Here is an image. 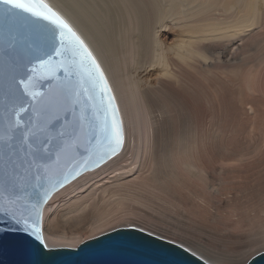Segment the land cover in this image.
I'll return each instance as SVG.
<instances>
[{"label":"water","instance_id":"95a60500","mask_svg":"<svg viewBox=\"0 0 264 264\" xmlns=\"http://www.w3.org/2000/svg\"><path fill=\"white\" fill-rule=\"evenodd\" d=\"M123 141L107 79L69 22L46 0H0V264H210L135 227L47 246V202Z\"/></svg>","mask_w":264,"mask_h":264},{"label":"rangeland","instance_id":"374dc122","mask_svg":"<svg viewBox=\"0 0 264 264\" xmlns=\"http://www.w3.org/2000/svg\"><path fill=\"white\" fill-rule=\"evenodd\" d=\"M50 1V5L53 3L59 6L54 9L59 10L61 15L72 19L70 13L73 9L69 8L74 5L70 0ZM124 1L104 0L101 3H106L103 8L110 10V16H116L119 30L128 22V15H125L128 1ZM188 1L189 29L186 33L189 34L191 45L189 64L186 65L190 85L187 124L189 134L186 132L189 142L184 143V149L175 150L173 146L174 154L176 151L177 153L172 158L175 161L170 164L174 162L172 166L175 164V167L170 166V173L168 172L169 177L172 175L168 180L172 183H169L170 186L187 197L188 205L186 209L179 207L175 201L173 203L168 200L164 191L147 183V187L143 185L136 190L144 198H141L144 203L130 201L126 205L127 214L132 217V221L127 220L119 225L109 223L102 229L92 231L93 233L84 231L80 242L113 229L135 227L188 250L191 248V252L210 264H246L254 255L264 251V0L258 3V21L261 24L226 37L220 35L221 32L218 35L215 33V36L207 34L205 37L203 29L212 23L221 24L220 20L224 18L237 17L235 9L225 12L220 0ZM74 20L73 18L72 21L76 24ZM68 22L83 39L76 27L80 28L78 23L73 26L74 23ZM181 30L183 29L177 26L175 31H171L173 34L169 43L178 39L183 33ZM83 41L85 42L84 39ZM85 44L87 45L86 42ZM225 46L230 49L227 54ZM87 47L92 53L90 47ZM93 56L95 57L94 54ZM226 62L231 63L226 65ZM103 74L105 75L104 72ZM160 75L162 73L159 67L152 70L154 78ZM250 95L253 98L249 100ZM113 96L121 117L114 93ZM256 100L260 105L263 103V108L255 103ZM188 158L189 163L197 170L194 173L189 171L188 174L181 166L183 160L188 161ZM180 159H183L181 164ZM171 230L181 233L188 241L182 242L177 235L170 234ZM189 239L203 244L214 254L227 256L251 250L246 260L232 261L225 256L210 259L190 246Z\"/></svg>","mask_w":264,"mask_h":264},{"label":"bare ground","instance_id":"6f19581e","mask_svg":"<svg viewBox=\"0 0 264 264\" xmlns=\"http://www.w3.org/2000/svg\"><path fill=\"white\" fill-rule=\"evenodd\" d=\"M70 1L74 5L73 8L67 7L73 9L71 13L67 8L68 11L64 9L70 13L72 19L62 15L67 20L69 18L70 23H74L73 18L76 20L80 28L77 23L73 26L76 25L109 81L121 112L124 141L119 153L98 168L86 171L69 182L47 202L43 209L42 232L49 247H76L81 243L84 231L102 229L109 223L119 225L127 220L132 221V217L127 214L126 205L130 201L142 202L143 197L136 190L143 185L147 187V183L160 188L168 200L173 203L175 201L179 207L186 209L188 205L187 197H183L174 186H170L172 183L168 180L172 175L169 177L168 172L170 166L175 167V164L172 166L174 162L170 164L174 160L173 155L175 158L177 153L176 151L174 154L175 150L184 149V143L189 142L187 124L190 85L189 69L186 67L189 64L191 45L189 34L186 33L189 29V1L125 0L124 2L128 1L125 5L128 22L120 30V26L116 24V16H110V10L103 8L106 3H101L104 0ZM219 2L225 12L235 9L237 17L224 18L220 20L221 24L212 23L206 26L203 36H215V33L218 35L221 32L220 35L226 37L261 24L258 21L260 0ZM53 5V8L59 7ZM177 26L184 31L181 30L183 33L176 41L169 43L173 34L171 31H175ZM229 50V46L224 49L226 54ZM227 63L231 62L224 64L228 65ZM157 67L162 75L154 78L152 70ZM252 98L249 97V100ZM257 102L256 100L255 103L260 105ZM260 106L263 108V103ZM251 108L254 107L251 105ZM183 131H188V134H183ZM180 160L181 164L183 159ZM181 166L188 174L189 171H197L189 163V158L188 161L183 160ZM171 233L177 235L182 242L188 241L177 231L171 230ZM189 245L207 258L225 256L232 261L246 260L251 250L235 254L229 252L231 255L226 256L211 253L208 247L190 239Z\"/></svg>","mask_w":264,"mask_h":264}]
</instances>
